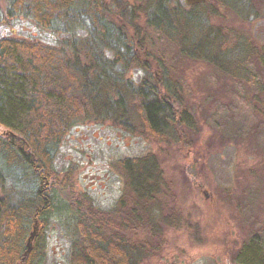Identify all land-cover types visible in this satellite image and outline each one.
<instances>
[{"label": "trees", "instance_id": "16d2710c", "mask_svg": "<svg viewBox=\"0 0 264 264\" xmlns=\"http://www.w3.org/2000/svg\"><path fill=\"white\" fill-rule=\"evenodd\" d=\"M227 4L240 16L255 6L252 0H207L187 11L179 0H8L0 21L26 17L68 36L57 45L0 39V264H43L52 220L70 236V264H147L160 253L162 224L178 228L181 214L157 215L168 190L157 157L118 160L126 188L104 210L86 193L70 195L73 170L64 175L57 170L56 148L85 123L119 124L134 132L132 117L149 138L187 144L186 130H195L197 109L168 78L158 42L221 71L232 60L231 65L243 64L251 57L264 68V49L247 44L239 61L231 59L223 33L206 26L201 13ZM133 69L143 72L138 83L128 76ZM252 75L248 82L255 90L246 102L256 111L264 105V81L257 72ZM258 124L234 138L254 134ZM7 180L13 194L4 191ZM36 221L39 230L23 260Z\"/></svg>", "mask_w": 264, "mask_h": 264}, {"label": "rangeland", "instance_id": "374dc122", "mask_svg": "<svg viewBox=\"0 0 264 264\" xmlns=\"http://www.w3.org/2000/svg\"><path fill=\"white\" fill-rule=\"evenodd\" d=\"M179 1L192 11L185 0ZM252 1L255 6L246 16L228 4L201 13L206 26L223 33V47L229 49L230 58L237 59L247 44L264 49V0ZM7 7L8 0H0V10ZM67 36L43 29L26 17L0 21V39L57 45ZM165 44L159 41L157 52L166 58L167 77L183 100L197 109L195 130H186L188 143L170 137L165 142L149 138L134 117V132L119 124L90 122L74 127L56 148V168L62 175L72 168L70 195L86 193L97 207L108 210L126 188L118 160L153 153L168 184L157 215L177 211L181 224L174 228L159 219L163 247L147 264H264V105L259 103L255 111L246 102L255 90L248 79L257 72L264 81V68L251 57L243 64L231 65L232 60L229 71H221L211 62ZM239 68L244 70L242 74L236 73ZM128 76L138 83L143 72L133 69ZM258 122L261 125L254 127V134L234 138L237 131L247 132L251 123ZM9 182L4 191L13 194ZM70 254V236L60 222L52 220L46 230L43 264H70Z\"/></svg>", "mask_w": 264, "mask_h": 264}, {"label": "water", "instance_id": "95a60500", "mask_svg": "<svg viewBox=\"0 0 264 264\" xmlns=\"http://www.w3.org/2000/svg\"><path fill=\"white\" fill-rule=\"evenodd\" d=\"M207 0H185V3L188 5V6H194V5H198V4H201L203 2H205ZM39 230V225H38V221H36L35 225H34V230L32 231L29 239H28V243H27V251L25 252L24 254V257H23V260L28 256V253L29 251L32 249V242H33V239L35 238L37 232Z\"/></svg>", "mask_w": 264, "mask_h": 264}]
</instances>
